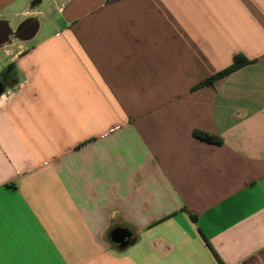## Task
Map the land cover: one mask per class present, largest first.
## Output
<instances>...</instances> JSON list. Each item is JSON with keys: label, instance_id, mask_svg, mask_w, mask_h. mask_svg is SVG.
Here are the masks:
<instances>
[{"label": "crops", "instance_id": "0c3cea01", "mask_svg": "<svg viewBox=\"0 0 264 264\" xmlns=\"http://www.w3.org/2000/svg\"><path fill=\"white\" fill-rule=\"evenodd\" d=\"M61 5L0 44V264H264V0Z\"/></svg>", "mask_w": 264, "mask_h": 264}, {"label": "rangeland", "instance_id": "374dc122", "mask_svg": "<svg viewBox=\"0 0 264 264\" xmlns=\"http://www.w3.org/2000/svg\"><path fill=\"white\" fill-rule=\"evenodd\" d=\"M64 1L66 0H33L18 19L11 14L5 15L7 18L9 17L8 19L0 17V44L14 43L16 38L14 31H12L14 28L23 32L18 40L28 41L41 20L43 21L42 31L46 34L54 35L57 31L66 30L65 18L56 10L57 6H62ZM86 4L89 6L88 3ZM24 5V1H22L16 4L14 8L21 9ZM17 21L19 22L17 23ZM28 28L30 31H27Z\"/></svg>", "mask_w": 264, "mask_h": 264}, {"label": "trees", "instance_id": "16d2710c", "mask_svg": "<svg viewBox=\"0 0 264 264\" xmlns=\"http://www.w3.org/2000/svg\"><path fill=\"white\" fill-rule=\"evenodd\" d=\"M250 62H251V60L248 59L244 54H241V53L236 54L233 58V62L229 66L223 68L222 70L212 74L211 76L205 78L201 82L195 84L193 86V89H199V88H202L204 86L213 85L218 79L230 74L231 72L241 68L244 65L249 64ZM194 135L197 138H200L202 140H205V141L211 142V143H215V144H221L223 142V139L220 136L206 132V131H203V130H198V129L195 130ZM192 218H195V216L192 215Z\"/></svg>", "mask_w": 264, "mask_h": 264}, {"label": "water", "instance_id": "95a60500", "mask_svg": "<svg viewBox=\"0 0 264 264\" xmlns=\"http://www.w3.org/2000/svg\"><path fill=\"white\" fill-rule=\"evenodd\" d=\"M131 234L128 232H124L123 230H115L113 233V238L117 243H121L122 245H125L126 243V237H129Z\"/></svg>", "mask_w": 264, "mask_h": 264}]
</instances>
